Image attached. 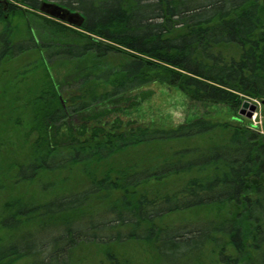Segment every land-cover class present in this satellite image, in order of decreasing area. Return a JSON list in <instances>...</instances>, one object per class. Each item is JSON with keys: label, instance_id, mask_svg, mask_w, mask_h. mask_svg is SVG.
<instances>
[{"label": "trees", "instance_id": "obj_1", "mask_svg": "<svg viewBox=\"0 0 264 264\" xmlns=\"http://www.w3.org/2000/svg\"><path fill=\"white\" fill-rule=\"evenodd\" d=\"M41 2L78 12L82 25L39 13ZM224 45L237 56L225 59ZM32 52L44 74L17 75L22 91L9 109L27 119L9 126L25 151L5 179L20 186L75 171L87 182L6 199L0 264H71L79 245L131 241L151 243L161 264H194L208 245L219 264H264V134L241 118L162 128L119 117L153 82L232 110L244 98L264 102V0H0V68ZM58 61L75 64L63 78ZM206 136L217 139L184 144ZM164 144L176 146L167 159L121 161ZM201 208L224 215L161 223Z\"/></svg>", "mask_w": 264, "mask_h": 264}, {"label": "rangeland", "instance_id": "obj_2", "mask_svg": "<svg viewBox=\"0 0 264 264\" xmlns=\"http://www.w3.org/2000/svg\"><path fill=\"white\" fill-rule=\"evenodd\" d=\"M40 13V12H39ZM218 52L225 58H235L238 49L232 45H224ZM113 57L111 62H116ZM40 57L35 53H26L18 60L7 63L0 68V209L6 199L12 196H22L28 199H41L48 193L59 190H78L86 184V179L81 174L71 172H60L37 181L36 183L12 186L5 176H10L11 168L15 160L23 157L25 144L16 132L10 131L11 126L20 128L27 117L13 112L9 109L16 96H20L16 86L20 85L21 77L17 75L22 72H29L33 69V77L36 81L41 80L42 71ZM73 63L58 61L55 64L54 74L56 77L67 76ZM28 73L25 77H28ZM31 75V76H32ZM136 98L146 97V100L130 110L119 115L122 120H136L143 124L155 127L168 128L186 123L202 115L207 116L214 122L225 123L234 121L233 118L244 119L245 124L251 125L260 134H264V104L256 99L244 98L236 110L230 109L226 105H214L210 103L195 102L187 98L184 94L166 85L156 82L149 83L132 92ZM248 102L256 105V110L251 118L240 115L242 104ZM214 136V135H211ZM217 137L206 136L201 139L192 140L184 144H208L215 141ZM176 146L174 144H164L158 146H145L135 149L131 154L121 158V161L135 165L137 162L169 158L171 151ZM118 164L122 165L121 162ZM224 215L220 209L201 208L180 214L170 215L162 219V224L170 225L176 222L194 221L201 219L216 218ZM230 248H226V255L230 254ZM219 249L213 245H208L197 257L194 264H219ZM111 259V260H110ZM23 260L15 264H22ZM161 264L151 243L146 242H126L122 244H110L101 246L96 244H82L76 247L71 254V264Z\"/></svg>", "mask_w": 264, "mask_h": 264}, {"label": "water", "instance_id": "obj_3", "mask_svg": "<svg viewBox=\"0 0 264 264\" xmlns=\"http://www.w3.org/2000/svg\"><path fill=\"white\" fill-rule=\"evenodd\" d=\"M38 11L48 18L57 20L67 25L79 28L83 23V17L78 12L71 11L54 2H41ZM264 104V102H262ZM256 110V105L244 102L240 110V115L251 118Z\"/></svg>", "mask_w": 264, "mask_h": 264}]
</instances>
